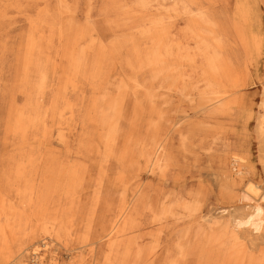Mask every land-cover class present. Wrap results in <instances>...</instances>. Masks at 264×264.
<instances>
[{
  "label": "rangeland",
  "instance_id": "rangeland-1",
  "mask_svg": "<svg viewBox=\"0 0 264 264\" xmlns=\"http://www.w3.org/2000/svg\"><path fill=\"white\" fill-rule=\"evenodd\" d=\"M263 99L264 0H0V264H264Z\"/></svg>",
  "mask_w": 264,
  "mask_h": 264
},
{
  "label": "bare ground",
  "instance_id": "bare-ground-1",
  "mask_svg": "<svg viewBox=\"0 0 264 264\" xmlns=\"http://www.w3.org/2000/svg\"><path fill=\"white\" fill-rule=\"evenodd\" d=\"M233 32H234V30H233ZM94 42H95V40L92 39L91 43L94 44ZM236 42H237V38H236ZM237 43L239 44V42H237ZM243 54H244V51H243ZM247 73L248 72L245 68V54H244V64L241 68V72H239L237 75L233 76L231 74V72H229V69L225 70V68L221 65V91L224 93V95H222L221 99L218 101H216L215 99H212L211 97L208 96V94H209L208 89H212L211 85L214 84V82L213 83L211 82L208 84H207V82H205L204 85L201 87L193 86L194 88L191 89V91L188 90V87L186 85L182 88L175 89L174 91L177 95L176 102H178V104L175 105L174 108L177 110V114L181 115L180 113H182L183 116H181V117L176 116L175 117L174 122H173V127L171 128V132L175 129V127L180 126L182 124V122H185L186 120H188L194 116L205 114L207 111L213 109V107L215 105L223 104L224 102H227L229 100H231L230 101V103H231L234 99L237 98V95H239L240 93H242L246 89H248V88L252 89L253 87H256L255 81L252 80L250 78V76L248 77ZM179 81H181L182 83L187 82V80L185 78H181V77L179 78ZM216 83L214 85L219 84V83H217V84ZM255 101H256V99H254V101L251 105L245 104L242 106V107H244L243 112L248 114L250 122H252L254 119V111L253 110L255 107L258 106V104ZM261 105L264 108V99H263ZM261 105H259V106H261ZM184 106H195V107H193L194 109H192L191 111H188V110L184 109ZM261 115H263V114H261ZM261 120H262V122H264V118ZM166 142L167 141L165 139L158 146V148L156 150V155H155L156 162L160 161V159H161L160 153H162L161 151L166 146ZM257 188H258L257 186L255 187L253 185V186L249 187L247 192L252 193V194H257ZM133 202H134V199H132L130 202H128L119 211L120 213L116 217L117 219H116L115 224L109 230H107L105 232V234L103 235V239L111 238L112 236H114V234L117 232V230H119L120 225L125 220L129 210L131 209V205L133 204ZM262 212H263V208L261 206H259L257 208L258 215L261 216ZM188 216L190 217L192 215L188 214ZM194 216H196V214H194L193 217ZM177 219H178V216L176 214V211L174 210V208L171 207L168 211H166V214H164L162 221L164 223L170 222V223L176 224ZM202 219H204V218H202ZM187 229H188L187 226L184 227V239H185V241L190 240L191 237L194 235L192 230L189 231ZM47 239L49 240V242L45 241L42 244L45 248L49 247L53 242H55L54 236H52L50 238L46 236L43 240H47ZM34 249L36 250L37 247ZM122 258L125 259L127 257H126V255H124V257H122ZM136 260L140 261L141 257H136Z\"/></svg>",
  "mask_w": 264,
  "mask_h": 264
}]
</instances>
